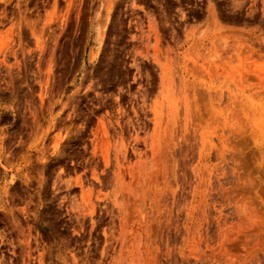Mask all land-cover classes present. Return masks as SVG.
Instances as JSON below:
<instances>
[{"label":"rangeland","instance_id":"374dc122","mask_svg":"<svg viewBox=\"0 0 264 264\" xmlns=\"http://www.w3.org/2000/svg\"><path fill=\"white\" fill-rule=\"evenodd\" d=\"M0 264H264V0H0Z\"/></svg>","mask_w":264,"mask_h":264},{"label":"bare ground","instance_id":"6f19581e","mask_svg":"<svg viewBox=\"0 0 264 264\" xmlns=\"http://www.w3.org/2000/svg\"><path fill=\"white\" fill-rule=\"evenodd\" d=\"M225 143V142H224ZM226 156V155H225ZM231 157V156H230ZM222 160V159H221ZM237 163V162H236ZM233 172V171H232ZM247 186V185H246ZM255 212V211H254ZM243 255V254H242ZM262 262V261H261Z\"/></svg>","mask_w":264,"mask_h":264}]
</instances>
